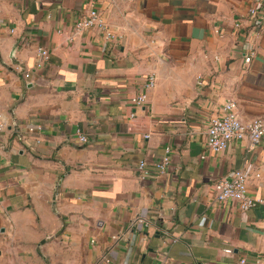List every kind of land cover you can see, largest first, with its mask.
Instances as JSON below:
<instances>
[{
    "label": "crops",
    "instance_id": "0c3cea01",
    "mask_svg": "<svg viewBox=\"0 0 264 264\" xmlns=\"http://www.w3.org/2000/svg\"><path fill=\"white\" fill-rule=\"evenodd\" d=\"M249 4L0 0V264H264V204L214 187L241 168L264 198V143L207 145L227 100L264 117V32L235 28ZM92 7L114 37L75 27Z\"/></svg>",
    "mask_w": 264,
    "mask_h": 264
},
{
    "label": "built area",
    "instance_id": "2783aa9c",
    "mask_svg": "<svg viewBox=\"0 0 264 264\" xmlns=\"http://www.w3.org/2000/svg\"><path fill=\"white\" fill-rule=\"evenodd\" d=\"M97 27L106 30L107 37H114L113 33L107 30L106 23L101 17L96 7H92L88 13L79 18L75 24L77 29ZM235 28L241 30L244 36H259L264 32V0H250L246 18H239L235 22ZM219 33L220 31L217 30ZM256 54L255 49H249L244 53V61L249 64ZM40 66L50 58V52L43 47L38 50ZM26 79L31 78L30 72H25ZM156 85V76L151 74L146 84L147 88ZM148 99V94L143 91L131 98V102L137 106L143 105ZM6 128L5 123L0 122V131ZM32 129V128H31ZM79 140L83 143L88 142L85 134H79ZM233 140H248L250 148H255L264 143V117H256L250 121H243L240 118L238 104L234 100H227L221 109L220 114L213 116L207 127V145L213 152H221L228 148ZM169 163L168 155L163 157L161 164L157 167L164 169ZM147 163L142 160L139 170L142 176L149 174ZM251 174L245 169H235L228 178H223L214 184L216 198L220 202L233 199L239 202L241 210H248L258 203L264 204V198H256L249 194V182ZM226 253H232V248L225 249ZM264 260V256L262 257ZM246 263L244 258L240 261Z\"/></svg>",
    "mask_w": 264,
    "mask_h": 264
}]
</instances>
